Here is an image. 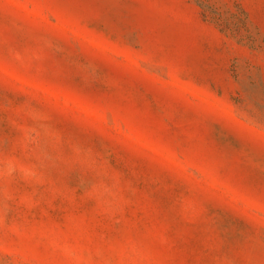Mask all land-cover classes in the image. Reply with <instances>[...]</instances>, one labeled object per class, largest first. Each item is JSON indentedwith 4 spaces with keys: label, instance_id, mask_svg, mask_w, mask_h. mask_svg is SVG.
<instances>
[{
    "label": "rangeland",
    "instance_id": "rangeland-1",
    "mask_svg": "<svg viewBox=\"0 0 264 264\" xmlns=\"http://www.w3.org/2000/svg\"><path fill=\"white\" fill-rule=\"evenodd\" d=\"M0 264H264V0H0Z\"/></svg>",
    "mask_w": 264,
    "mask_h": 264
}]
</instances>
